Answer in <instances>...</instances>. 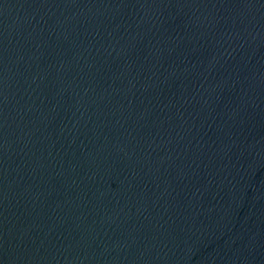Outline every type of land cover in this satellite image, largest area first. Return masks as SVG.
Listing matches in <instances>:
<instances>
[{"label": "water", "instance_id": "95a60500", "mask_svg": "<svg viewBox=\"0 0 264 264\" xmlns=\"http://www.w3.org/2000/svg\"><path fill=\"white\" fill-rule=\"evenodd\" d=\"M0 264H264V0H0Z\"/></svg>", "mask_w": 264, "mask_h": 264}]
</instances>
